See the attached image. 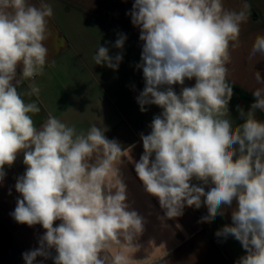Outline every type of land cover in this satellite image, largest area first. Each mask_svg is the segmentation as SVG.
I'll return each instance as SVG.
<instances>
[{
	"label": "clouds",
	"instance_id": "obj_1",
	"mask_svg": "<svg viewBox=\"0 0 264 264\" xmlns=\"http://www.w3.org/2000/svg\"><path fill=\"white\" fill-rule=\"evenodd\" d=\"M248 8L245 3L239 12L228 10L222 0H135L128 14L140 29L136 67L145 81L137 102L141 112L146 105L162 112L153 118L150 133L141 134L143 154L131 163L145 192L158 198L163 226L182 217L186 206L207 207L200 222L230 209L232 223L215 235L241 243L246 255L236 264H264V122L254 111L264 110V88L253 92L247 118L240 109L242 124L234 129L226 118L233 96L230 49L239 46ZM52 16L44 0L39 7L29 0H0V183L4 166L23 153L26 171L15 184L22 198L10 215L45 230L39 247L22 256L25 264L37 257H51L54 264H109L102 253L119 246L122 251L110 264H130L127 250L139 249L134 241L146 220L127 202L121 144L95 125L78 133L52 114L38 128L30 114L41 109L24 97L38 96L39 87L30 85L23 93L17 88L18 74L31 79L44 72L48 48L43 42ZM125 40L120 34L115 47L122 49ZM257 53L264 55L261 35L249 59ZM93 59L117 70L122 54L112 57L99 45ZM255 79L264 84L258 71ZM186 80H195L194 86H184Z\"/></svg>",
	"mask_w": 264,
	"mask_h": 264
},
{
	"label": "crops",
	"instance_id": "obj_2",
	"mask_svg": "<svg viewBox=\"0 0 264 264\" xmlns=\"http://www.w3.org/2000/svg\"><path fill=\"white\" fill-rule=\"evenodd\" d=\"M41 0H29L39 7ZM53 8L49 18L48 39L43 43L48 48L47 63L42 75L31 79L17 76V88L21 93L30 90V85L39 87V95L24 97L27 102H36L40 112L30 114L39 128L49 114L60 119L77 132H87L95 125L104 131L109 140L118 141L123 153L121 173L127 185L128 203L146 220L144 232L134 244L139 249L127 250L130 264H236L246 255L241 243L234 237H217L215 233L230 225L231 210L217 215L211 222H200L208 215L206 206L199 209L185 207L182 217L166 220L158 198L145 192L133 161L143 154L141 134L150 133L153 118L162 112L156 105H146L140 111L137 97L145 86L143 70L136 67L141 62L143 42L140 29L131 22L135 0H44ZM225 9L241 11L245 3L248 19L240 26L239 46L231 48V63L228 80L233 87L229 102L230 118L235 129L244 122L240 109L247 112L255 102L253 92L264 88L258 84L255 72L264 80V55L257 53L249 59L253 43L258 35L264 36V0H222ZM120 34L126 36L122 49L115 47ZM235 43V42H233ZM109 49V55L122 54L118 69L96 65L93 59L98 47ZM18 69V73H19ZM195 80H186L187 87ZM181 86H174L179 93ZM242 95H240V93ZM255 118L264 122V110H254ZM83 114V115H81ZM23 153L11 165H5V178L0 183V264H25L22 254L39 247V238L45 230L39 224L28 226L17 223L10 215L17 200L22 198L15 190L17 178L26 171ZM194 183H198L193 181ZM205 186V191H208ZM11 193V194H9ZM235 206V202L233 204ZM60 221L54 222V227ZM181 225L180 229L176 224ZM122 251L119 246L102 253L111 259ZM56 255L51 250V256ZM34 264H54L50 257H37Z\"/></svg>",
	"mask_w": 264,
	"mask_h": 264
},
{
	"label": "trees",
	"instance_id": "obj_3",
	"mask_svg": "<svg viewBox=\"0 0 264 264\" xmlns=\"http://www.w3.org/2000/svg\"><path fill=\"white\" fill-rule=\"evenodd\" d=\"M240 93V95H242V93L241 92H239Z\"/></svg>",
	"mask_w": 264,
	"mask_h": 264
}]
</instances>
